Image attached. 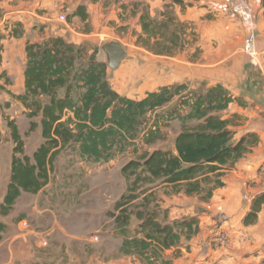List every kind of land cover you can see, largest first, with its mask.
<instances>
[{
	"label": "trees",
	"instance_id": "obj_1",
	"mask_svg": "<svg viewBox=\"0 0 264 264\" xmlns=\"http://www.w3.org/2000/svg\"><path fill=\"white\" fill-rule=\"evenodd\" d=\"M174 2L184 8L181 1ZM83 9L79 6L68 20L79 17L84 21L87 15ZM161 16V20L155 21L144 15L140 25L149 38H162L155 46L156 53L172 55L182 47L183 26L173 15ZM13 26L10 35L20 37L21 25ZM169 28L171 33L165 34ZM25 54V90L12 99L22 105L25 117L30 120V131L37 127L33 119L40 118L43 143L27 156L15 120L5 118L13 148L9 182L0 204L3 217L9 215L22 194L35 195L48 184L55 161L66 152L98 164L109 163L131 150L132 159L121 169L130 185L115 203L117 215L112 217L115 228L123 236L119 253L136 255L152 264L151 260L155 261L162 251L176 246L181 238L190 240L199 228L195 217L171 224H165V218L159 221L156 212L149 208L154 187L134 194L139 184L159 183L170 193L197 196L207 202L213 191L223 186L221 179L225 172L258 142L254 134L233 142L230 130L233 121L223 119L219 113L235 99L220 85L200 92H187L185 84L165 86L133 100L112 89L106 63L96 60L97 49L87 56L82 46L53 37L39 43L27 42ZM175 97L178 102L172 110L150 117ZM172 120L181 124L172 147L142 151L144 147L166 141L163 129ZM139 198L141 204L130 212L131 204ZM263 204L264 194L254 200L251 211L243 219L244 226L256 222ZM132 217L138 224L134 235L129 236L127 229Z\"/></svg>",
	"mask_w": 264,
	"mask_h": 264
},
{
	"label": "rangeland",
	"instance_id": "obj_2",
	"mask_svg": "<svg viewBox=\"0 0 264 264\" xmlns=\"http://www.w3.org/2000/svg\"><path fill=\"white\" fill-rule=\"evenodd\" d=\"M84 1L99 2L101 6L92 9L87 23L81 20L69 21V15H65L66 20L63 23L58 21L54 25L59 30L64 24L74 23V34L86 35L79 38L82 40L80 46L86 51L97 49L95 57L100 62L106 63L103 46L110 42L122 46L127 53L126 59L114 70L107 66L108 82L119 95L140 100L146 93L165 86L185 84L189 89L187 92H200L207 88L202 78L197 76H201L203 70L201 51L195 49L190 58L185 52L177 59L173 58L176 53L186 51L187 37L189 42L192 40L190 33L185 37L186 25L180 23L183 26L180 36L182 47L174 50L172 55H159L155 46L162 42V38H149L139 29L136 20L139 12L137 5L131 7L128 0ZM174 1L162 0V6L152 11L148 8L146 15L155 21L161 20V14L174 16V7L177 5ZM78 2L81 0H73L74 4ZM171 31L169 28L164 33ZM193 69L195 72L192 77ZM5 98L0 96V204L9 182L13 148L5 118L12 117L15 120L27 156H31L43 143L40 118L33 119L37 127L30 131V120L25 117L23 108L14 102L10 107H4ZM177 102L178 97H175L150 117L172 110ZM166 124L167 127L163 129L166 141L144 147L142 151L152 152L172 147L181 124L177 120ZM132 155L129 150L109 163L98 164L82 161L72 152H66L57 158L50 181L40 193L22 194L8 216L0 215V226H3L0 229V264H27L28 260H33L32 255L43 253L50 264L85 262L92 255L104 259L116 255L115 251L123 236L115 228L112 216L117 215L114 210L115 203L126 194L130 185L122 176L121 169L132 159ZM153 187L155 195L150 200L149 208L156 212L159 221H163L166 211L162 203L177 194L170 193L168 189L159 186V183L152 186L139 184L134 194ZM197 199L199 201L198 197ZM140 200L141 198L131 204L133 208H130V212L139 207ZM137 224V220L132 217L127 235H134Z\"/></svg>",
	"mask_w": 264,
	"mask_h": 264
},
{
	"label": "crops",
	"instance_id": "obj_3",
	"mask_svg": "<svg viewBox=\"0 0 264 264\" xmlns=\"http://www.w3.org/2000/svg\"><path fill=\"white\" fill-rule=\"evenodd\" d=\"M179 1L184 8L181 9L179 4L175 5L174 17L179 23L186 25L185 37L190 33L192 40L189 42L187 37L186 51L176 53L173 58L177 59L184 52L190 58L195 49L201 51L203 70L201 76H197L202 78L207 88L220 85L235 99L219 113L223 119L233 121L230 127L233 142L246 134L256 135L258 142L231 170L225 172L221 179L223 186L213 191L209 201H198L195 196L188 197L179 193L162 203L166 211L165 224L181 218L195 217L199 231L188 241L181 238L176 246L162 251L151 262L264 264V204L257 213L256 222L251 226L243 225V219L251 211L254 200L264 194L263 0H249L256 21L257 66H252L241 50L244 33L238 19L227 10L229 0ZM128 2L131 7L137 5L139 9L136 20L140 30L141 18L146 15L148 8L152 11L162 6V0ZM79 6L84 7L82 11L87 17L84 21L79 17L72 20H81L83 23H87L92 9L101 7L99 2L84 0L77 4L73 0H0V16H7L9 21L6 26L0 27V96L6 97L4 107H10L13 102L22 107L12 96L23 94L25 90L27 42L39 43L59 37L74 45L82 43L79 38L86 35L74 34V23L64 24L59 30L54 25L58 23L59 15H71ZM15 23L21 25L22 32L17 38L10 35ZM92 52L93 50L87 49V56ZM194 72L195 69L192 77ZM218 215L224 216L225 220L218 222ZM119 248L120 246L115 251L116 255L108 259L92 255L85 262L70 261L69 264H148L136 255L120 254ZM45 255L34 254L31 256L33 260H28L27 264H50L44 258Z\"/></svg>",
	"mask_w": 264,
	"mask_h": 264
},
{
	"label": "built area",
	"instance_id": "obj_4",
	"mask_svg": "<svg viewBox=\"0 0 264 264\" xmlns=\"http://www.w3.org/2000/svg\"><path fill=\"white\" fill-rule=\"evenodd\" d=\"M228 12L236 17L244 33V39L241 50L247 56L249 63L252 66L258 65L257 50H256V21L250 7L249 0H229L227 6ZM66 20L64 15L58 16V21L63 23ZM7 16L0 18V27H4L8 24ZM218 222L225 220L224 216H217ZM25 225V223H23ZM220 241H222L220 239Z\"/></svg>",
	"mask_w": 264,
	"mask_h": 264
},
{
	"label": "water",
	"instance_id": "obj_5",
	"mask_svg": "<svg viewBox=\"0 0 264 264\" xmlns=\"http://www.w3.org/2000/svg\"><path fill=\"white\" fill-rule=\"evenodd\" d=\"M102 52L105 54L107 66L111 70L116 69L127 57L122 46L116 42H110L103 46Z\"/></svg>",
	"mask_w": 264,
	"mask_h": 264
},
{
	"label": "bare ground",
	"instance_id": "obj_6",
	"mask_svg": "<svg viewBox=\"0 0 264 264\" xmlns=\"http://www.w3.org/2000/svg\"><path fill=\"white\" fill-rule=\"evenodd\" d=\"M146 74V73H145Z\"/></svg>",
	"mask_w": 264,
	"mask_h": 264
}]
</instances>
